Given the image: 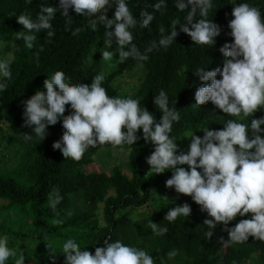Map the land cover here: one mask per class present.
<instances>
[{"label": "trees", "instance_id": "16d2710c", "mask_svg": "<svg viewBox=\"0 0 264 264\" xmlns=\"http://www.w3.org/2000/svg\"><path fill=\"white\" fill-rule=\"evenodd\" d=\"M125 2L136 20V25L129 28L132 40L125 50L134 48L136 54L121 61L118 57L121 49L114 42L108 45L104 22L99 19L101 15L113 18L115 7L111 0L94 17L79 16L71 9L68 15H62V9H58L59 0H0V39L7 35L11 37L7 48L12 55L8 60L10 78L0 79L5 85L0 91V137L6 134L4 125L8 126L9 133L20 139H23L21 134L30 133V129L23 127V102L37 90L44 91L43 81L56 71H62L73 87L81 83L90 85L92 77L102 74L101 86L109 97L136 99L157 121L160 113L153 104V96L163 90L168 97V106L176 108L179 114L169 135L181 150L186 149L193 134L202 137L206 128L222 129L229 119L250 124L251 118L264 116V108L240 120L223 114L211 103L192 106L194 93L202 86L193 71L222 67L225 57L218 49L232 42L227 28L232 19V7L248 3L259 9L264 19V0H212L206 18L221 28L215 45L195 46L177 28L178 36L167 48L159 46V39L172 30L173 21L177 22V27L184 23L189 9L177 10L175 0ZM157 4H160L159 8L155 7ZM42 6L56 9L49 21L51 28L30 33L35 39L28 48L23 39L18 38L25 33L16 16L24 14L35 20ZM148 15L152 17L151 21L141 27V20ZM48 31L53 32V36L48 37ZM102 51L115 53L118 58L116 67L108 73L102 72ZM140 56L146 59H140ZM139 62L143 63L139 86L132 95L122 93L113 85L114 81L123 73L134 70ZM69 114L66 108L65 116ZM46 132L44 140L23 139L25 144L17 168L0 170V214L15 212L22 215L24 225L32 227L27 237L34 240V247L29 251L14 249L5 264H15L21 254L25 258L24 264H64L61 245L66 239H73L82 251L92 254L105 240H119L145 251L154 264H264V242L249 237L238 244L222 243L221 238L228 239L223 225H216L211 238L205 235L207 229L203 221L208 218L207 214L202 213L190 197L165 188L171 172L159 175L149 172L145 158L151 154L153 145L142 138L131 146L90 147L79 161H72L65 160L52 149V144L63 135L60 123L48 127ZM137 136L142 137L141 130L137 131ZM107 150L127 153V173L118 164L108 172L104 167L99 172L86 171V167L95 164ZM160 192L165 195L161 196ZM52 193L61 197L55 210L48 205V196ZM151 202L152 209L148 214L136 219L132 217V209L149 206ZM183 203L191 207L189 217L178 216L172 222L164 220L170 207ZM248 218H234L228 227ZM57 220L61 222L56 223ZM150 221L167 231L153 235ZM45 244L52 245L54 256ZM171 250L177 255L169 259L167 253Z\"/></svg>", "mask_w": 264, "mask_h": 264}, {"label": "clouds", "instance_id": "9594fccd", "mask_svg": "<svg viewBox=\"0 0 264 264\" xmlns=\"http://www.w3.org/2000/svg\"><path fill=\"white\" fill-rule=\"evenodd\" d=\"M109 2L59 0L58 9H62V15H68L71 9L79 16L94 17ZM111 2L115 7L113 18L101 15L99 19L104 22L108 45L114 42L121 49L118 57L123 61L136 54L134 48L125 50L132 40L129 28L136 25V20L129 13L125 0ZM211 5L212 0H175L177 10L188 8V14L178 27L173 21L172 30L159 39V46L167 48L176 40L177 28L195 46H214L221 28L206 18ZM155 7L159 8L160 4ZM55 10L42 6L35 20L24 14L16 16L25 33L18 38L23 39L26 47L31 48L35 39L30 33L51 28L49 21ZM196 16L199 18L194 19ZM231 16L227 28L232 42L218 49L225 57L222 67L193 71L202 86L196 89L192 106L211 103L223 114L243 120L264 108V19L260 10L248 3L232 7ZM151 19L150 15L145 16L140 26H147ZM47 36H53V32L48 31ZM101 57L108 61L112 53L102 51ZM139 58L146 59L144 56ZM9 63L7 59H0V79L10 78ZM102 79V74H97L90 85L81 83L74 87L66 81L62 71L45 79L44 91L37 90L23 102V127L30 129V133L21 134L22 138L25 141L44 140L46 129L59 122L63 135L52 144V149L65 160L72 161H79L90 147L131 146L142 138L153 145L151 154L145 158L149 172L153 175L171 172L165 188L190 197L200 211L207 214L203 225L208 238L213 236L216 225H223L228 239L221 238L222 243L238 244L249 237L264 242V128L261 127L264 116L251 118L250 124L229 119L222 129L206 128L202 137L193 134L186 149L181 150L169 135L179 114L176 108L168 106V97L163 90L153 96V104L160 113L157 121L138 100L109 97L101 86ZM4 88V83H0V91ZM66 108L70 112L68 116H65ZM138 130L142 131V137L137 136ZM60 199L58 193L50 194L49 208L55 210ZM190 213V205L183 203L170 207L164 220L172 222L178 216L189 217ZM245 216L250 218L240 219L233 227H228L234 218ZM150 227L153 235L167 231L152 221ZM45 245L54 256L52 245ZM61 254L65 257L64 264H154L145 251L110 239L96 247L94 254L82 251L73 239H66L61 245ZM12 255L7 237L0 236V264H5ZM176 255L175 250L167 253L169 259ZM24 259L21 254L15 264H24Z\"/></svg>", "mask_w": 264, "mask_h": 264}, {"label": "rangeland", "instance_id": "374dc122", "mask_svg": "<svg viewBox=\"0 0 264 264\" xmlns=\"http://www.w3.org/2000/svg\"><path fill=\"white\" fill-rule=\"evenodd\" d=\"M11 37L9 35L0 39V59L10 60L12 55L10 49L7 46L10 44ZM93 54L91 55V60ZM118 62V58L115 53H112V57L108 61L102 60V72L112 71ZM143 63L139 62L135 69L122 74L113 83L115 87H119L120 91L125 94L132 95L136 88L139 86L141 80L138 77L142 76V68L140 65ZM7 125L3 128L6 130V134L0 137V170H13L18 167V161L20 154L24 148V140L7 131ZM128 155L125 151L107 150L102 153V156L97 159L95 164L88 165L86 167L87 172L101 171L102 168L105 171H109L114 165L122 166L125 173H127ZM161 196H164L165 192H160ZM155 194H158L156 192ZM156 202V201H153ZM149 206L132 209L131 215L133 218H138L141 215L148 214L152 207V203ZM1 203V202H0ZM22 215H17L15 212L11 214L1 213L0 214V236L7 237L8 246L12 250H18L19 252H26L34 247V240L27 236H30L32 227L24 225ZM28 223V222H27ZM13 233H19L17 236Z\"/></svg>", "mask_w": 264, "mask_h": 264}]
</instances>
